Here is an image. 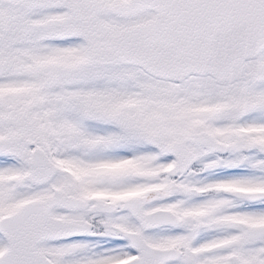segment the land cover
Listing matches in <instances>:
<instances>
[{"label":"snow or ice","instance_id":"snow-or-ice-1","mask_svg":"<svg viewBox=\"0 0 264 264\" xmlns=\"http://www.w3.org/2000/svg\"><path fill=\"white\" fill-rule=\"evenodd\" d=\"M0 264H264V0H0Z\"/></svg>","mask_w":264,"mask_h":264}]
</instances>
